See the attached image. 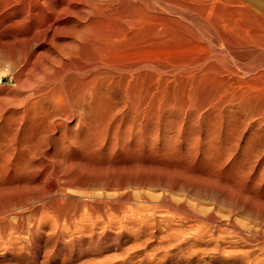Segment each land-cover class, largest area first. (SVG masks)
<instances>
[{"label": "bare ground", "instance_id": "6f19581e", "mask_svg": "<svg viewBox=\"0 0 264 264\" xmlns=\"http://www.w3.org/2000/svg\"><path fill=\"white\" fill-rule=\"evenodd\" d=\"M217 5H219V4H216L215 0H0V67L2 66V68L0 69V197L7 190H9L10 186L12 184H14L15 181L18 182L20 177H22L24 175H28L30 173H33V172L37 171L39 168H41V171H42V178H40V180H42L41 186L44 185L43 184L44 178L49 172V170H48L49 168H47L45 166L46 165L45 160L60 158L61 159L60 162L64 163L65 160H67L68 158H70V159L72 158L71 162H73V158L89 161L91 159L94 160V158H98L100 156H106L109 147L112 146L118 139V137L115 133V128H114L115 127L114 123L116 122L115 117H116L117 113H120L122 111L124 113L125 110H131V111L139 110L140 111V110L148 109V111L149 110L155 111L158 107L165 104L166 97L170 91L175 92V90L181 89V87L184 85L183 83L185 80H187V81L189 80L188 82H193L197 78H199V79L202 78L201 76L204 74V70L198 68L197 66H199V65H197L196 67H193V65L195 66L196 64L199 63L198 62L199 59L197 58L198 52H200V49H204V47H205V41H202L203 35H201V34L203 33L205 35L204 32H209V30L212 28L218 29V27H216V26L218 25L217 23L220 22L221 19L227 26L229 25V28H230V26L232 27L234 25H236L238 27L241 24V22H243L242 24H246V23H244V21L247 23H250V24H251L250 21H252V24L255 21L257 24H259V26L264 28V6H262V7L257 6V8L255 6V8L252 9L246 5L239 4L237 7H235V9H229V7L227 9L226 8L223 9L222 6L219 9V8H217ZM224 7H227V6H224ZM234 17H236V18H234ZM239 19H242V20H239ZM238 21L240 22L239 25H238V23H239ZM247 26H249V25L247 24ZM237 27H235V28L238 29ZM259 29H261V28L259 27ZM240 30H241V28L237 31H240ZM254 31H256V30H254ZM257 32H255L254 34L252 32V34H253V35H251L252 37L249 36L247 39L252 40V38H254V39H256L255 41L259 40L260 43L262 45H264V41L261 42V39H264V35H261L260 33H262V32L259 30ZM247 34L248 33H246L244 35L241 34L243 41H244V39H246ZM209 35H210V33H209ZM238 37H240V36H238ZM223 38L227 39L225 36ZM208 39L210 41L212 40L211 38H208ZM252 41H254V40H252ZM260 47H262V46H260ZM207 49H208V47H207ZM204 50H201V51L203 52ZM259 52H261V51H259ZM209 55H211V54H209ZM262 56H264V55H262ZM211 60H213V57ZM224 61L226 62V60H224ZM259 62L257 61V64H259ZM211 63H212V61L209 64H211ZM227 64H229L228 61H227ZM249 65L247 64V66H249ZM190 66H192L191 69L189 68ZM241 66H243V65H241ZM251 66H249V67H251ZM260 66H262V64ZM208 67H209L208 70H210V71L211 70H213L214 72H216V70L220 71V69H217L219 67H218V65L216 66L215 63L214 64L212 63ZM252 67L249 68V70L252 69ZM244 68L245 67H242V69H244ZM247 68L248 67H246L245 69H247ZM258 68L259 69L255 70V73H252V75L249 78H247V77L246 78H234V76H233V78L236 80L232 79V81L234 80L235 82L232 83V81L229 78H227L228 80L226 82H228V83L230 82L231 85L236 83L235 87L239 86L238 87L239 90L237 92L239 93V95H244V94H246V91L248 89H253V88H256L257 85L264 84V69H261L260 67H258ZM204 69H205V67H204ZM202 70H203V72H202ZM208 70L207 71L205 70V73L206 72L208 73ZM249 70H248V72L253 71V70H250V71ZM237 72H238V70H237ZM243 72H245V71H243ZM218 73H220V72H218ZM246 73H247V70H246ZM221 74H222V72H221ZM208 75H209V73H208ZM208 75H207V77H208ZM214 75L216 76V74H214ZM221 76H223V75H221ZM5 77L8 78V83L3 84L2 82H3V79ZM203 77L207 78L205 75ZM227 77H228V75H227ZM225 79H226V77H225ZM219 80L220 79L218 78V81ZM221 80H222V77H221ZM223 80H224V78H223ZM223 80H222V82H223ZM203 81H205V80H202V82ZM188 82H186V83H188ZM215 83H217V82H215ZM228 83H227V85H228ZM205 84H207V83H205ZM223 84H226V83H223ZM223 84H221V85H223ZM190 85H191V83H190ZM214 85H216V84H213V86ZM195 86L196 85H194L192 87H195ZM225 87H227V86L225 85ZM231 87L230 88L228 87V89L234 88V87H232V88ZM183 88L184 87H182V89ZM205 88L206 87H204V89ZM210 88H212V86ZM185 90H186V88H185ZM187 90H188V88H187ZM197 90L195 89V91H197ZM212 90L214 91L215 88ZM219 90H221V89H219ZM213 91H212V94H213ZM233 91H232V95H233ZM262 91H264V89H262ZM179 92H181V90ZM183 92H185V91H183ZM188 92H190V91H188ZM198 92H200V91H198ZM201 92H202V88H201ZM250 93H252V92H250ZM187 94H189V93H187ZM194 94H195V92H194ZM228 94H230V93H228ZM191 95L192 94H190V96ZM197 95H200V94H197ZM215 95H216V93H215ZM181 96H183V95H181ZM168 97H170V96L168 95ZM226 97H227V95H226ZM196 98H197V96L195 94V99ZM211 98H213V96H211ZM182 99L184 100V98H182ZM192 99H194V98H192ZM229 99H228V101H229ZM170 100L172 101L171 98H170ZM189 100L191 101V98ZM218 100L220 101L221 99H218ZM197 101L200 102V99ZM172 102L174 103V101H172ZM176 102H178V101H176ZM176 102H175V104H176ZM194 103L197 104L196 102H194ZM203 103H205V102H203ZM216 103H217V101H216ZM217 104H219V102ZM187 105H186V107H187ZM192 106H194V104H192ZM171 107H173V106H171ZM245 107H247V106H245ZM180 108H181V106H180ZM204 108H205V106L203 107V109ZM232 108H234V107H232ZM262 108H264V107H262ZM187 109H189V107ZM198 109H200V105H199ZM193 110L194 109H192V111ZM207 110L205 112H207ZM257 110H259V109H257ZM159 111H160V109H159ZM215 112H217V111H215ZM146 113H148L147 110H146ZM158 113H160V112H158ZM218 113H219V111H218ZM259 113L260 112H258V114ZM143 114H144V112H143ZM194 114H196V113H194ZM235 114H237V113L235 112ZM118 116H120V114ZM123 116H122V119H123V123H124L125 119L123 118ZM135 116L136 115H134L133 117L135 118ZM219 116H221V115H219ZM130 117L128 119H130ZM232 117H233V115H232ZM262 117H264V116H262ZM144 118L145 117H143V119ZM164 118H165V116H164ZM169 118H170V116H169ZM170 120H172V119H170ZM175 120H177V119H175ZM143 121H145V120H143ZM159 121H161V120H159ZM127 122H128V120H127ZM146 122L149 123V121H146ZM178 123L180 124V120L178 121ZM261 123H260V125H261ZM158 124H160V123H158ZM238 124L240 125V123H238ZM109 125L114 126L113 129L110 128L111 132H107V130H106ZM143 125H145V124H143ZM152 126H154V123L152 124ZM154 128H155V126H154ZM160 128L162 129L163 127H160ZM131 129H132V127H131ZM116 130H117V128H116ZM128 130H130V129H128ZM148 130H149V128H148ZM108 131H109V129H108ZM154 131H155V129H154ZM73 132H74V134H73ZM123 132H125V131H123ZM175 132H176V130H175ZM169 133H171V132H169ZM179 134H176V135L178 136ZM157 135H158V133H157ZM170 135H168V137ZM210 135L212 137V134H210ZM137 136H138V134H137ZM149 137H152V136H149ZM181 137H183V136H181ZM132 138H133V136H132ZM165 139H166V137H165ZM186 139H187V137H186ZM262 139H264V138H262ZM146 140H148V139H146ZM128 144L129 143H127L126 145H128ZM190 144H191V142H190ZM132 145H130V146H132ZM133 148H134V146H133ZM156 148H157V146H156ZM174 148H175V146H174ZM185 148H188V147H185ZM259 148H261V146ZM149 149H151V148H149ZM153 149H155V148H153ZM167 150H169V149H167ZM130 151H131V149H130ZM130 151H129V153H131ZM156 151H157V149H156ZM175 151H176V149H175ZM257 151H259V150H257ZM127 152H128V150H127ZM137 152H135V153H137ZM182 153H183V151H182ZM262 153H264V152H262ZM120 154H121V151H120ZM157 154H159V153H157ZM163 154H165V153H163ZM251 154H255V150H254V153H251ZM117 155H119V154H117ZM150 155H152V154H150ZM114 156L115 155H113V157ZM139 156H140V154H139ZM166 156L167 155H165V157ZM161 157H160V159H162ZM135 158H136V156H135ZM62 160H64V161L62 162ZM101 160L103 161V159H101ZM123 160H125V159L123 158ZM132 160H134V159H132ZM132 160L130 162H134ZM147 160H149V159L147 158L146 161ZM156 161H157V158H156ZM121 162L123 163V161H121ZM142 162H144V161H142ZM149 162H152V161H149ZM81 163H83V162H81ZM103 163H102V165H103ZM96 164H100V163L95 162L94 165H96ZM104 164H106V163H104ZM113 164L116 165L115 161L113 162ZM134 164H136V163H134ZM134 164L131 163L130 165L133 166ZM149 164H148V167H149ZM156 164H158V163H156ZM62 165H65V163ZM66 165H67V163H66ZM106 165H108V164H106ZM111 165L112 164H110V166ZM124 165H126V164L124 163ZM161 165L162 164H160L159 166H161ZM119 166H120V164H119ZM119 166H117V167H119ZM132 166L131 167L129 166V167L132 169ZM89 167H91V166H89ZM102 168H103V166H102ZM112 168H115V167H109L108 169H112ZM143 168H145V167H143ZM127 169H128V167H127ZM162 169L165 171L164 167ZM166 170H168V169L166 168ZM72 171H74V170H72ZM65 172H66V169H64V167L62 168V166L59 167V165H58L57 174H63L62 179L64 176L66 178L68 176V174H65ZM170 172L171 171H169V173ZM111 173L112 172L110 171V174L105 172V173L90 175L87 178L86 183L87 182L90 184L92 183V185L87 184V186H89V188H90V186H93V184L96 185V183H101V184H105L108 188L109 187L112 188L111 186L115 185L116 181H118V178H115L117 176V174L114 175ZM179 173H180V171H179ZM43 174H45L44 177H43ZM133 174L135 175L136 173L134 172ZM176 174H178V173L176 172ZM146 175H144L145 178H148V177H146ZM76 176H77V173H76ZM138 176L140 177V175H138ZM154 176H156V174ZM179 176L182 177L180 174H179ZM186 176L188 177L187 174L185 175V177ZM152 177L153 176H151V178ZM157 177H159V176H157ZM160 178L161 177H159V179ZM169 178H171V177H169ZM121 179L123 181L124 178H121ZM132 179L133 178H131V182H133V180H134V183H135V180L137 181V179H133V180ZM155 179H157V178H155ZM166 179H168V178H163V180H166ZM65 180H63V181H65ZM82 180H83V178H82ZM124 180L126 181V179H124ZM153 180H154V177H153L152 181ZM33 181L25 179L21 182V184H20V182L18 184H20L23 187H28V189H29V186H30V188L33 186ZM36 181H37L36 183H39L38 179ZM147 181L149 182V180H147ZM161 181H160V184L163 183V182L161 183ZM166 181H168V180H166ZM166 181H164V185H166L168 183V182L165 183ZM74 182H78V181H73V183ZM129 182H130V180H129ZM181 182H182V179H181V181L178 180V184H180ZM70 183H72V181ZM136 183H138V182H136ZM136 183L134 184L135 186L130 185V184L129 185L133 186V187H137V189H139L138 187H140L141 185L139 186V183H138V186H136ZM197 183H198V181H197ZM18 184H15V185H18ZM80 184H82V183H80ZM83 184H84V182H83ZM121 184L123 185L124 183H121ZM140 184H142V183H140ZM150 184H149V186H150ZM172 184L173 183L170 184L171 189H172V186H174ZM211 184H214V183H211ZM215 184H216V182H215ZM70 185H72V184H70ZM84 185H82V186H84ZM116 185H117V183H116ZM176 185L177 184H175V186ZM180 185H177V186L179 187ZM208 186H210V185H208ZM11 187H15V186L13 185ZM61 187L63 188V186H61ZM68 187H66V189H68ZM85 187H86V185H85ZM85 187H83V188L85 189ZM93 187H95V186H93ZM97 187H95V188H97ZM99 187H102V186L100 185ZM144 187H145V185H144ZM146 187H148V185H146ZM165 187H164V189L166 190L167 188H165ZM114 188L107 189L106 191L113 190ZM121 188H122V186H121ZM121 188H119V189H121ZM128 188H130V187H128ZM149 188H151V187H149ZM186 188H189V187H186ZM190 188H193V187H190ZM194 188H193V190H194ZM226 188H228V187L226 186L225 189ZM20 189L22 190V188H20ZM57 189H59V188H57ZM71 189H72V187H71ZM80 189H82V188H80ZM220 189H222V188H220ZM259 189H262V188H259ZM94 190L95 189L93 188L92 191H94ZM125 190H127V189H125ZM149 190H148V192H150ZM191 190L192 189H190V191ZM50 191L51 190L49 189L46 192H50ZM54 191H52V192H54ZM73 191H75V190H73ZM88 191H91V190L89 189ZM142 191L146 192L145 189ZM194 191L196 192V190H194ZM211 191H213V190H211ZM215 191H216V193L219 192L218 190H215ZM91 192H90V194H91ZM131 192H133V191H131ZM200 192H202V191H200ZM236 192L238 194V191H236ZM236 192H234V193H236ZM254 192H256V191H254ZM83 193H84V191H83ZM86 193L87 192H85V195H86ZM92 193H95V192H92ZM106 193H105V195H106ZM108 193H110V192H108ZM123 193H124V191H123ZM128 193H130V192H128ZM128 193L126 192L127 196L129 195ZM198 193H199V191H198ZM209 193L212 194L211 192H209ZM209 193H207V194H209ZM243 193L246 195V193L244 191H243ZM61 194L63 195V193H61ZM68 194H71V193H68ZM114 194H116V192H114ZM194 194H197V193H194ZM221 194H222V191H221ZM259 194H261V193H259ZM99 195H101V194L99 193ZM110 195H111V193H110ZM141 195H143V194H141ZM141 195H140V197H141ZM239 195H240V193H239ZM253 195H255V194H253ZM17 196L19 197V195H17ZM30 196H31V194H30ZM66 196L67 195L61 196V197L63 198ZM119 196H120V194H119ZM130 196L131 195H129V197ZM219 196H223V195H219ZM224 196H226V195H224ZM227 196H229V195H227ZM72 197H73V195H72ZM72 197H70V198H72ZM106 197L108 198L107 195H106ZM110 197L111 196H109V198ZM134 197L136 198V194H135V196H133L131 198H134ZM138 197L136 199H139ZM142 197H141V199L143 201ZM258 197H259V195H258ZM10 198H14V197H10ZM10 198L8 197L6 199H10ZM45 198H47V197H45ZM55 198H57V197H55ZM91 198H92V195L90 197V201H91ZM144 198H145V201H147L148 197L146 198V196H145ZM229 198H230V196H229ZM96 199H98V198H96ZM101 199H102V201L99 199L98 200L101 201V203L104 202L105 205H107L106 204L107 202H110V203L112 202V201H107L106 198L104 199V196ZM114 199H117V198H114ZM118 199H119V197H118ZM122 199L124 200V198H122ZM10 200L8 201L9 202L8 204H12V203H10ZM24 200L25 199H23V201ZM29 200H31V199H29ZM29 200H28V203H29ZM15 201H19V200L17 199ZM41 201H43V200H41ZM45 201H46V204H48L47 200H45ZM70 201H72V200L70 199ZM84 201H86V200H84ZM105 201H107V202H105ZM115 201H117V200H115ZM120 201H122V200H120ZM164 201L162 203H164ZM37 202H35V203H37ZM58 202H60V201H58ZM91 202H93V201H91ZM125 202H127V201H125ZM261 202H262L261 207L252 206V205H247V207L250 210H253L255 212H260L262 219H264V194L261 195ZM19 203L24 205L23 202H19ZM50 203L52 204V202H50ZM93 203L95 204V202H93ZM117 203L118 202H116L115 204H117ZM137 203H139V201ZM167 203H168V201H167ZM43 204H45V203H43ZM74 204L76 205V203H74ZM83 204L84 203H82V205ZM126 204H128V203H126ZM30 205H32V203ZM53 205H50V206H53ZM71 205H72V203H71ZM89 205H90V203H89ZM119 205H120V202H119ZM145 205H146V203H145ZM43 206H45V205H43ZM9 207H11V205ZM9 207L7 208L8 210H9ZM14 207H15V209H17L16 208L17 206H15V205L11 208H14ZM27 207H29V206H27ZM31 207H30V209H31ZM60 207H62V205ZM65 207H67V206H65ZM76 207H74V209ZM232 207H233V204H232ZM241 207H239V208L241 209ZM0 208H1V206H0ZM20 208H19V211H20ZM45 208H47V207H45ZM54 208L55 207L53 206V209ZM90 208H92V207H90ZM94 208H96V207L94 206ZM128 208H130V207H128ZM210 208H212V207L210 206ZM37 209H40V208L37 207ZM43 209H44V207H43ZM47 209H49V208H47ZM77 209H79V206L77 207ZM100 209H101V207H100ZM100 209H98V210L100 211ZM115 209L116 208H113V210H115ZM119 209H121V208H119ZM181 209H182V207H181ZM186 209H187V206H186ZM229 209L230 208H228V211H229ZM32 210H33V208H32ZM34 210H33V212H34ZM59 210H61V209H59ZM72 210L73 209H71V211ZM80 210H77V212ZM83 210H86V209H83ZM87 210H88V208H87ZM94 210L97 211V209H94ZM113 210H111V211H113ZM148 210H150V209H148ZM194 210H196V209H194ZM203 210H205V212H207L208 208H207V210L206 209H203ZM211 210H213V209H211ZM1 211H2L1 212V214H2L3 211H5V208H4V210L2 209ZM11 211H14V209ZM28 211H30V210H28ZM28 211H26V213ZM36 211L37 210H35V212ZM105 211L107 212V210H105ZM111 211H109V212H111ZM121 211H122V209H121ZM187 211H188V209H187ZM193 211H191V212H193ZM197 211L200 212L199 210H197ZM201 211H202V209H201ZM246 211L244 213H246ZM42 212H40V214ZM89 212L87 211V213H89ZM109 212H108L107 217L110 216ZM114 212L115 211H113V213ZM117 212H119V210ZM122 212H124V210ZM198 212H196L195 214L196 215L199 214ZM235 212H236V209H235ZM50 213H52V211H50ZM55 213H56V211H55ZM87 213H85V214L89 215ZM95 213L92 216H90L91 215V213H90L89 217L95 216L94 218H98V217H96V214H98V213H96V214ZM129 213H127V214H129ZM227 213L230 214V212H227ZM236 213H238V212H236ZM24 214H25V212H24ZM28 214L29 213H27V215ZM63 214H64V212H63ZM79 214H80V212H78V214H76V215H79ZM83 214H84V212H83ZM133 214H134V211L132 213V216H133ZM201 214H204V213H201ZM60 215L61 214H59V216ZM81 215H82V213H81ZM81 215H79V217ZM99 215H100V213H99ZM136 215H137V213H136ZM225 215H226V213L224 214L223 217H225ZM258 215L259 214H257V216ZM0 216H1L0 218L2 220V218H4V217H2L3 214ZM35 216H36V213H35L34 217ZM37 216H39V215H37ZM132 216L130 215L129 217H132ZM226 216H230V215H226ZM54 217H52V218H54ZM76 217L78 218V216H76ZM119 217H117V218H119ZM134 217L135 216H133V218ZM191 217H193V216L191 215ZM203 217H202V219L204 220ZM206 217L208 218V220L209 219L213 220V214H211L210 212H208ZM253 217H255V214ZM47 218H49V217H47ZM111 218H114V217L112 216ZM226 218L224 221L227 220ZM258 218H260V217H258ZM33 219H32L31 229L35 230V225H34L35 221H33ZM122 219L124 221H126L124 218H122ZM216 219H219V218L217 217ZM232 219H234V217H232ZM10 220H11V218H10ZM79 220H81V219L79 218ZM109 220H111V219L109 218ZM130 220H132V219H130ZM219 220H222V219L220 218ZM50 221L51 220H49V224H50ZM52 221L54 222L55 220H52ZM120 221H122V220L120 219ZM128 221H129V219H128ZM216 221H218V220H216ZM55 222H54V225L56 226V224L58 222L56 224H55ZM87 222H88V219H87ZM114 222H118V221H114ZM204 222H206V221H204ZM213 222L215 223V221H213ZM223 222H221V223H223ZM233 222H236V221H233ZM262 222H264V220H262ZM0 223H1V221H0ZM35 223H37V222H35ZM74 223H75L74 225H72V223H71V225L76 226L77 225L76 221H74ZM1 224H3V223H1ZM63 224H64V222H63ZM84 224H85V222H84ZM90 224L86 223V225H90ZM101 224L103 225V223H101ZM109 224H111V223H109ZM230 224H229V226H230ZM235 224H233V228L236 227ZM4 225H6V224H4ZM8 225H11V224H8ZM65 225H66V223H65ZM67 225L69 226L70 224L68 223ZM121 225L119 226V228L121 227ZM25 226H26V224H25ZM36 226H38V225H36ZM78 226L79 225H77V227ZM214 226H211V227L214 228ZM217 226H220V225H217ZM237 226H238L237 229H239L240 228L239 224ZM223 227L221 228L222 230H224ZM23 228H25V227H22V230H23ZM51 228H53V227H51ZM60 228L61 227H59V228L57 227L58 230ZM63 228L65 229L66 226L65 227L63 226ZM70 228H68L69 232H70ZM19 229H21V228H19ZM66 229H65V231L68 230V229L67 230ZM85 229H89V227H87ZM92 229H93V227H92ZM120 229H123V228H120ZM218 229H219V227H218ZM221 229H219V230H221ZM225 229L228 230V227ZM237 229H235V230H237ZM10 230L11 229H9V231ZM49 230H51V229H49ZM90 230H91V228H90ZM101 230H104V229H101ZM177 230H179V228ZM78 231L81 232L84 230L82 229V230H78ZM240 231L244 232L243 228L240 229ZM249 231H251V230H249ZM262 231H264V230H262ZM262 231H260V232L262 233ZM52 232H54V231H52ZM257 232H258V230H257ZM257 232H255V233H257ZM13 233L11 232V234H13ZM8 234H10V232ZM16 234L14 236H16ZM19 234H17V236ZM58 234H60V233L58 232ZM252 234L253 233H251V235ZM20 235H19V237H20ZM55 235L57 236V234H55ZM248 235H250V233ZM28 236H30V235L28 234ZM46 236H47V233H46ZM113 236H114V234H113ZM126 236H128V235H126ZM254 236H255V234H254ZM55 237H53V239ZM75 237H77V236H75ZM58 238H59V236H58ZM247 238H250V237H247ZM262 238H264V237H262ZM6 239H7V235H6ZM19 239H21V238H19ZM123 239H125V238H123ZM1 240H3V238ZM14 240H12V241H14ZM6 242L8 243V241L4 242L5 245H6ZM51 242H49V243H51ZM66 242H68V241H66ZM9 244H10V242H9ZM114 244H115V242H114ZM6 246H8V245H6ZM18 246H20V245H18ZM70 246H72V245H70ZM118 246L119 245H117L116 247H118ZM20 247H18V248H20ZM53 248H54V246H53ZM58 249H59V247H58ZM14 250H16V249H14ZM22 251H23V249H22ZM115 252L113 255L110 254V257H109V254H105L109 257L108 259L104 258L105 259L104 260L102 257L104 264H129L130 261H132V260H135V264H261L262 263V262H260L261 258H259V257L264 256V253H162V254L149 253V254L143 255V256L142 255H136V256H131V257L127 258L126 257L127 254L125 256H123L125 254L124 253V254L119 256V254H117ZM118 253H119V251H118ZM17 255H18V253H17ZM79 255H78V257H79ZM10 256H12V255H10ZM27 256H29V255H27ZM32 257H33V255H32ZM40 257H41V255H40ZM94 257H96V256H94ZM29 258H31V257H29ZM81 258H82V256H81ZM13 259H14V257H13ZM25 259H27V258H25ZM32 259H34V258H32ZM64 259H66V258H64ZM86 259H84V260L86 261ZM89 260H90V258H89ZM93 260H97V259L94 258ZM99 260H101V259H99ZM99 260L96 261V264L100 263ZM262 260H264V259H262ZM3 261H4V259H3ZM8 261H9V259H8ZM43 261H44V259H43ZM32 262H29V263L27 262V263L32 264ZM41 262H42V260H41ZM89 262H93V261L91 260ZM97 262H99V263H97ZM33 263H35V262H33ZM45 263H46V261H45ZM93 263H95V262H93ZM6 264H8V262ZM77 264H79V263H77ZM80 264H81V262H80ZM87 264H90V263H87ZM100 264H102V263H100Z\"/></svg>", "mask_w": 264, "mask_h": 264}, {"label": "rangeland", "instance_id": "374dc122", "mask_svg": "<svg viewBox=\"0 0 264 264\" xmlns=\"http://www.w3.org/2000/svg\"><path fill=\"white\" fill-rule=\"evenodd\" d=\"M215 1H216V4H219V5L221 4L220 6L217 5V8H219V9L221 6L223 7V9L224 8L227 9L228 7H229V9H235V7H237L239 4L246 5L252 9H254L255 6H256V8H257V6L258 7L264 6V0H262V1L261 0H215ZM224 6H227V7H224ZM234 18H236V17H234ZM239 20H242V19H239ZM250 22H251V24L247 23L245 21H244V23H246V24H242L243 22H241V24H240V22H239L238 25L239 24L240 25L238 27L236 25H234L232 27L230 26V28H229V25L227 26L221 19L220 22L217 23L218 25L216 26V27H218V29L212 28L209 30V32H204L205 35L202 33L201 34V35H203L202 41H205V47L206 48L204 47V49L206 51L204 49H200V52H198V56H197V58L199 59L198 60L199 63L196 64L195 66L193 65V67H196L197 65H199L197 67L204 70V74L201 76L202 78L201 79L197 78L198 80L195 79L193 82H188L189 80L187 81L184 79L185 80L183 83L184 85L182 86L184 88L182 89V87H181V89H180L182 93L179 92L180 90H175V92L170 91L172 94L170 92L168 93V95L170 97H168V95H167V97H166L167 102L165 101V104L158 107L155 111L154 110L148 111V109L140 110V111L139 110H137V111L136 110H134V111L125 110L124 113H123V111L120 113H117L116 117H115L116 122L114 123L115 127L113 125H109L108 126L109 128L107 127L106 130H107V132H111L110 128L113 129V127H114L115 133H116L118 139L112 146L109 147L106 156H100L98 158H94V160L91 159L89 161L73 158L74 163L71 162L72 158L71 159L68 158L64 162L65 165H62L64 163L60 162L61 161L60 158L45 160V163H46L45 166L47 168H49L48 169L49 172L45 176L44 182H43L44 185H42V186H41L42 180H40V178H42L41 168H39L37 171H35L33 173L22 176L23 178L20 177L19 178V180L21 179L20 181L17 179L18 182L15 181V183L11 185V186L14 185L15 187L10 186L9 190H7L0 197V206H1L0 215L3 214L2 217H4V218H2V220L0 218L1 223H3V224L0 223V237L2 236L0 238V260H1L0 264H6L7 262H8V264H12V263L13 264H20V263L21 264H28L29 262H32V261L35 262L36 264L37 263L38 264H77V263L80 264V262H81V264H85V263L86 264L87 263L96 264V261H98L99 259H101V260H99L100 263L104 264L103 259L104 258L108 259L110 257V254L113 255L115 251H116L115 253L119 254V256L124 254V253L125 254L123 256H125L127 254L128 255V256L126 255L127 258L131 257V256H136V255H142L143 256V255H147L149 253H157V254H162V253H264V238H262V237H264V231H262V230H264V222H262V220H264V219H262L260 212H255L253 210H250L247 207V205L261 207V204H262L261 195L264 194V153H262V152H264V139H262V138H264V117H262V116H264V108H262V107H264V91H262V89H264V84L257 85L256 88H253V89H248L246 91V94H244V95H239V93L237 92L239 90L238 89L239 86L237 85L238 87H235L236 83L231 85L230 82L229 83L226 82L228 80L227 78H229L231 81L234 78H246V77L249 78L252 75V73H255V70L259 69L258 67H260L261 69H264V56H262V55H264V45H262L259 40H258L259 42L255 41L256 39H254V38H252V40H254L255 42L247 39L249 36L252 37L251 35H253L258 30L262 32V33H260L261 35H264V28L259 26V24H257L255 21L253 22V24H252V21H250ZM247 24L249 26H247ZM235 27H237L238 29H236ZM259 27L261 29H259ZM240 28H241V30L237 31ZM254 30H256V31H254ZM252 32H253V34H252ZM209 33H210V35H209ZM246 33H248V34L246 35V39H244V41H243L241 34L244 35ZM224 36L227 39L223 38ZM238 36H240V37H238ZM208 38H211L213 41L212 40L210 41ZM262 41H264V39H261V42ZM260 46H262V47H260ZM207 47H208V49H207ZM201 50H204V51L202 52ZM259 51H261V52H259ZM209 54H211V55H209ZM212 57H213V60H211ZM224 60H226V62ZM211 61L213 64L215 63L216 66L218 65L219 68H217V69H220V71L216 70V72H214L213 70H211L212 71L211 72L210 70H208L209 69L208 66L212 64V63L209 64ZM227 61L229 64H227ZM257 61L258 62L260 61L259 64H257ZM247 64L248 65L250 64L249 66H251V65L253 66V67L251 66L252 69H250L253 71L248 72L249 68H251V67L247 66ZM261 64H262V66H260ZM241 65H243V66H241ZM204 67H205V69H204ZM242 67H245V68L248 67V68L242 69ZM1 68H2V66L0 67V69ZM189 68L191 69L192 66H190ZM203 70H202V72H203ZM205 70L206 71L208 70L209 75L207 72H206L207 74L205 73ZM237 70H238V72H237ZM246 70H247V73H246ZM243 71H245V72H243ZM218 72H220V73H218ZM221 72H222V74H221ZM213 73L216 74V76ZM204 75L206 77L208 75V77L205 78V77H203ZM221 75H223V76H221ZM227 75H228V77H227ZM224 76L226 77V79ZM233 76H234V78H233ZM217 77L220 79L219 81H218ZM221 77H222V80L224 78L223 82L221 80ZM202 80H205V81L202 82ZM234 80H236V79H234ZM234 80L232 81V83L235 82ZM186 82H188L189 84ZM215 82H217V83H215ZM2 83L3 84L8 83V78L5 77L3 79ZM190 83H191V85H190ZM205 83H207V84H205ZM223 83H226V84H223ZM227 83H228V85H227ZM213 84H216V85L213 86ZM221 84H223V85H221ZM194 85H196V86L192 87ZM225 85L227 87H225ZM211 86H212V88H210ZM231 86L234 88L228 89V87L230 88ZM204 87H206V88L204 89ZM185 88H186V90L188 88V90L186 91ZM201 88H202V92H201ZM214 88H215V90L213 91L212 89H214ZM195 89L196 90L198 89V90L195 91ZM219 89H221V90H219ZM223 89L224 90L226 89L225 91L227 93ZM183 91H185V92H183ZM188 91H190L191 93ZM198 91H200V92H198ZM212 91H213V94H212ZM232 91H233L234 96L232 95ZM186 92L189 94H187ZM194 92L197 96L196 99H195ZM250 92H252V93H250ZM215 93H216V95H215ZM228 93H230V94H228ZM190 94H192V95L190 96ZM197 94H200V95H197ZM181 95H183V96H181ZM226 95H227V97H226ZM211 96H213V98H211ZM170 98L172 99V101H174V103L170 100ZM182 98H184V100ZM190 98H191V101L193 100L192 102L189 100ZM192 98H194V99H192ZM199 99H200V102L197 101ZM218 99H221V100L219 101ZM228 99H229V101H228ZM175 100L178 102H176ZM216 101H217V103L219 102V104H217ZM175 102H176V104H175ZM194 102H196L197 104H195ZM203 102H205V103H203ZM192 104H194V106H192ZM186 105H187V107H186ZM199 105H200V109L202 108L201 110L198 109ZM171 106H173V107H171ZM180 106H181V108H180ZM204 106L206 109L205 108L203 109ZM245 106H247V107H245ZM188 107H189V109H187ZM232 107H234V108H232ZM159 109H160V111H159ZM192 109H194V110L192 111ZM257 109H259V110H257ZM146 110L148 113H146ZM206 110H207V112H205ZM215 111H217V112H215ZM218 111H219V113H218ZM257 111L260 113L258 114ZM143 112H144V114H143ZM158 112H160V113H158ZM235 112L237 114H235ZM194 113H196V114H194ZM119 114H120V116H118ZM134 115H136L135 118L133 117ZM168 115L170 116V118ZM219 115H221V116H219ZM232 115H233V117H232ZM122 116L125 119L124 123H123ZM142 116L145 118L143 119ZM164 116H165V118H164ZM129 117H130V119H128ZM126 119L128 120V122ZM142 119L145 121H143ZM170 119H172V120H170ZM175 119H177L178 121L180 120V124ZM159 120H161V121H159ZM146 121H149V123ZM142 123L145 125H143ZM153 123H154L155 128H154V126H152ZM158 123H160V124H158ZM238 123H240V125ZM260 123L262 126L260 125ZM130 126L132 127V129ZM160 127H163V128L161 129ZM116 128H117V130H116ZM148 128H149V130H148ZM153 128L155 129V131ZM108 129H109V131H108ZM128 129H130V130H128ZM175 130H176V132H175ZM123 131H125V132H123ZM168 131L171 133H169ZM157 133H158V135H157ZM73 134H74V132H73ZM137 134H138V136H137ZM146 134L147 135L149 134V135L147 136ZM167 134L168 135L173 134V135L172 136L170 135L168 137ZM176 134H179V135L177 136ZM210 134H212V137ZM132 136H133V138H132ZM149 136H152V137H149ZM181 136H183L185 139ZM165 137H166V139H165ZM186 137H187V139H186ZM146 139H148V140H146ZM126 142L129 144L126 145L127 144ZM190 142H191V144H190ZM130 145H132V146H130ZM259 145L261 146V148H259L260 147ZM133 146H134V148H133ZM156 146H157V148H156ZM174 146H175V148H174ZM185 147H188V148H185ZM149 148H151V149H149ZM153 148H155V149H153ZM130 149H131V151H130ZM156 149H157V151H156ZM167 149H169L170 151ZM175 149H176V151H175ZM256 149L259 150L260 152L257 151ZM127 150H128V152H127ZM254 150H255V154H251V153H254ZM120 151H121V154H120ZM129 151L131 153H129ZM182 151H183V153H182ZM135 152H137L138 154ZM157 153H159V154H157ZM163 153H165V154H163ZM117 154H119V155H117ZM139 154H140V156H139ZM150 154H152V155H150ZM113 155H115L116 157L115 156L113 157ZM165 155H167V156L165 157ZM135 156H136V158H135ZM160 157L162 159H160ZM123 158L125 160H123ZM147 158L149 160L146 161ZM156 158H157V161H156ZM101 159H103V161ZM132 159H134V160H132ZM131 160L134 162H130ZM63 161L64 160H62V162ZM114 161H115L117 166H119V164H120L121 167L120 166L117 167L116 165H114L113 164ZM121 161H123V163ZM142 161H144V162H142ZM149 161H152V162L154 161V162L152 163ZM81 162H83V163H81ZM95 162L100 163V164L94 165ZM103 162L108 164V165L104 164ZM66 163H67V165H66ZM102 163H103V165H102ZM124 163L126 165H124ZM129 163L130 164L136 163V164H134L133 165L134 167H133ZM149 163L151 165L152 164L153 165L151 166ZM156 163H158V164H156ZM110 164H112L113 166L112 165L110 166ZM148 164H149L150 168L148 167ZM160 164H162L163 166L162 165L159 166ZM58 165H59V167L62 166V168L64 167V169H66L65 174H68L67 178L64 176L65 178L63 177V179H62L63 174H57ZM141 165L142 166L144 165L143 167H145V168H143ZM89 166H91V167H89ZM102 166H103V168H102ZM129 166L130 167L132 166V169ZM109 167H115V168L108 169ZM127 167H128V169H127ZM163 167H164L165 171L162 169ZM166 168L168 170H166ZM72 170H74V171H72ZM110 171L112 172L111 174H114V175L117 174V176H118V177L117 176L115 177V178H118V181H116L117 185L115 183V185L111 186L112 188L115 187L113 190L106 191L107 189H112V188H110V187L108 188L105 184H101V183H96V185L93 184V186H95V187H97V186L99 187L100 185L102 186L99 188L97 187L98 189L93 187V186H90V188H89V186H87V184L92 185V183L91 184L88 182L86 183L87 178L90 175L105 173V172L110 174ZM169 171H171L172 173L170 172L171 173L170 174ZM179 171H180V173H179ZM134 172L136 173L135 175L133 174ZM176 172L178 174H176ZM76 173H77V176H76ZM155 174H156V176H154ZM179 174L182 177H180ZM186 174L188 175V177L186 176L187 178L185 177ZM44 175L45 174H43V177H44ZM138 175H140V177ZM144 175H146V177H148V178H145ZM151 176L154 177L153 181H152L153 177L151 178ZM157 176H159L161 178L159 179V177H157ZM169 177H171V178H169ZM82 178H83V180H82ZM121 178L126 179V181L124 179L122 181ZM131 178L137 179V181L135 180V183L138 182L139 186L141 185L140 186L141 188L138 187L139 189H137V187H133V186H135L134 185L135 183H134L133 179H132L133 182H131ZM155 178H157V179H155ZM163 178H168V179H166L168 181L163 180ZM252 178L254 180L255 179L256 180L254 181ZM25 179L30 180V181L34 180L33 186L31 188L29 186V189H28V187H23L20 185L21 182ZM37 179L39 180L38 181L39 183H36ZM174 179L175 180L177 179V180L175 181ZM181 179H182V182L180 183L181 184L180 185V184H178V180L181 181ZM63 180H65L66 182ZM129 180H130V182H129ZM147 180H149V182ZM71 181H72V183H70ZM73 181H78V182L73 183ZM160 181H161V183L162 182L163 183L160 184ZM164 181H166L165 183H167V182L168 183L166 185H164ZM197 181H198V183H197ZM214 181L216 182V184ZM19 182H20V184H18ZM83 182L86 185V187L83 184ZM80 183H82V184H80ZM121 183H124V184L122 185ZM138 183H136V186H138ZM140 183H142L143 185ZM171 183H173L172 185H174V186H172V189H171V185H170ZM211 183H214V184H211ZM15 184H18V185H15ZM70 184H72V185H70ZM129 184L133 185V186H130ZM149 184H150V186H149ZM175 184L180 185V186L179 187L177 185L175 186ZM82 185H84V186H82ZM144 185H145V187H144ZM146 185H148V187H146ZM208 185H210V186H208ZM61 186H63V188ZM121 186H122V188H121ZM224 186L225 187L227 186L228 188L225 189ZM66 187H68V189H66ZM71 187H72V189H71ZM79 187L82 189H80ZM83 187H85V189ZM128 187H130V188H128ZM149 187H151V188H149ZM164 187L167 189L165 190ZM186 187H189V188H186ZM190 187H193V188L195 187L196 189L194 188V190H196V192L193 190V188H190ZM20 188H22V190ZM57 188H59V189H57ZM93 188L96 191L95 190L92 191ZM119 188H121V189H119ZM124 188L127 190H125ZM143 188L146 190V192L142 191V190H144ZM220 188H222V189H220ZM259 188H262V189H259ZM49 189L51 191L46 192ZM87 189L88 190L90 189L92 192H95L96 194L92 193L91 191H88ZM190 189H192L194 192L192 190L190 191ZM246 189L247 190L249 189V190L247 191ZM73 190H75V191H73ZM122 190L124 191V193ZM148 190L150 192H148ZM211 190H213V191H211ZM215 190H218L219 192L217 191L218 193H216ZM52 191H54L55 193ZM83 191H84V193H83ZM131 191H133V192H131ZM198 191H199V193H198ZM200 191H202V192H200ZM221 191H222V194H221ZM236 191H238V194ZM243 191L246 193V195L243 193ZM254 191H256V192H254ZM85 192H87L86 195H85ZM90 192H91V194H90ZM106 192L107 193L110 192L111 195H110V193H108L109 194L108 195ZM114 192H116L117 195L114 194ZM126 192L127 193L130 192L128 194L131 196L130 197H129V195L127 196ZM209 192H211L212 194H210ZM234 192H236V193H234ZM61 193H63V195ZM68 193H71V194H68ZM99 193L101 195H99ZM105 193L108 196V198L106 197ZM194 193H197V194H194ZM207 193H209V194H207ZM239 193H240V195H239ZM259 193H261V194H259ZM30 194H31V196H30ZM119 194H120V196H119ZM135 194H136V198L139 196L138 197L139 199H136L135 197H134L135 199L131 198V197L135 196ZM141 194H143V195H141ZM253 194H255V195H253ZM17 195H19L20 198ZM65 195H67V196L63 197V198L61 197V196H65ZM72 195H73V197H72ZM91 195L93 198V199L91 198V201L95 202V204L90 201ZM140 195H141V197L143 196L142 197L143 201H142ZM219 195H223V196H219ZM224 195H226V196H224ZM227 195H229L231 199ZM258 195H259V197H258ZM103 196H104V199L106 198L107 201H112V202L110 203V202L105 201V202H107L106 203L107 205H105L104 202L101 203V201H102L101 198H103ZM109 196H111L110 198L111 199L113 198V199L111 200L109 198ZM145 196H146V198L147 197L149 198V199L147 198V201H145V198H144ZM8 197L9 198L14 197V198H10L11 200L6 199ZM45 197H47V198H45ZM55 197H57V198H55ZM70 197H72V198H70ZM118 197H119V199H118ZM28 198L31 200H29ZM96 198H98L101 201H99ZM114 198H117V199H114ZM122 198H124V200L127 202H125ZM17 199L19 201H15ZM23 199H25V200L23 201ZM27 199L29 200V203H28ZM70 199L72 201H70ZM9 200H10V203H12V204H8ZM41 200H43V201H41ZM45 200H47L48 204H46ZM84 200H86V201H84ZM115 200H117V201H115ZM120 200H122V201H120ZM58 201H60V202H58ZM136 201L137 202L139 201V203H137ZM163 201H164V203H162ZM167 201H168V203H167ZM19 202H23L24 205H22ZM30 202L32 203V205H30L31 204ZM35 202H37V203H35ZM50 202H52V204ZM114 202L115 203L118 202V203L115 204ZM119 202H120V205H119ZM43 203H45V204H43ZM71 203H72V205H71ZM74 203H76V205ZM82 203H84V204L82 205ZM89 203H90V205H89ZM126 203H128V204H126ZM145 203H146V205H145ZM232 204H233V207H232ZM10 205H11V207H13L14 205L17 206L16 207L17 209H15V207L14 208L9 207ZM43 205H45V206H43ZM50 205H53L55 208L53 209V206H50ZM61 205H62V207H60ZM185 205L187 206L188 211H187ZM27 206H29V207H27ZM65 206H67V207H65ZM76 206L77 207L79 206V209H77ZM94 206L96 208H94ZM210 206L212 208H210ZM8 207H9V210L7 209ZM30 207H31V209H30ZM37 207L40 208L41 210L37 209ZM43 207H44V209H43ZM45 207L49 208L50 210L45 208ZM74 207H76V208L74 209ZM90 207H92V208H90ZM100 207H101V209H100ZM128 207H130V208H128ZM181 207H182V209H181ZM239 207H241V209ZM4 208H5V211H3V213L1 214V212H2L1 210L2 209L4 210ZM19 208H20V211H19ZM26 208L30 211H28ZM32 208H33V210L34 209L37 210L36 212L34 210V212L36 213L35 217H34L35 213L33 212ZM82 208L86 209V210H83ZM87 208H88V210H87ZM113 208H116V209L113 210ZM119 208H121L122 211L124 210V212H122L121 209H119ZM207 208H208V210H207ZM228 208H230L229 211H228ZM13 209H14V211H11ZM59 209H61V210H59ZM71 209H73V210L71 211ZM94 209H97V211H95ZM98 209H100V211ZM104 209L107 210V212ZM110 209L115 211V212L113 213V211H111ZM117 209L119 210L120 213L117 212L118 211ZM148 209H150V210H148ZM194 209H196V210H194ZM201 209L203 212L201 211ZM203 209H206L207 212H205V210H203ZM211 209H213V210H211ZM235 209H236V212H238V213L235 212ZM77 210H80V211H78V212H80L79 215H81V213H82V215L80 217H79V215H76V214H78ZM197 210H199L200 212H198ZM244 210L245 211L247 210L246 213L247 212L248 213L247 214L244 213L245 212ZM26 211H28L27 212V213H29L28 215H27ZM50 211H52V213H50ZM55 211H56V213H55ZM87 211L88 212L90 211V212L87 213ZM109 211H111V212H109ZM133 211H134L133 216H135L134 218L132 216ZM191 211H193V212H191ZM195 211L198 212L199 214L196 215ZM24 212H25V214H24ZM40 212H42L43 214L45 213L46 215L45 214L43 215L42 213L40 214ZM63 212L65 215L63 214ZM83 212H84V214H83ZM95 212L98 214H96ZM108 212L110 214L109 217H107ZM208 212L213 214V220L212 219L208 220V218L206 217ZM227 212H230V214ZM85 213H87L89 215L91 213L90 216L94 215V213H95L96 217H98V218H94L95 216L89 217V215H86ZM99 213L101 216L99 215ZM127 213H129V214H127ZM136 213H137V215H136ZM201 213H204V214H201ZM225 213H226V215H230V216L225 215V217H223ZM59 214H61V215L63 214V215L59 216ZM254 214H255V217H253ZM257 214H259V215L257 216ZM37 215H39L40 217ZM130 215L132 217H129ZM191 215L193 217H191ZM76 216H78V218ZM112 216L114 218H111ZM116 216L117 217L120 216V217L117 218ZM47 217H49V218H47ZM52 217H54V218H52ZM202 217L204 218V220L202 219ZM217 217L219 219L221 218L222 220L216 219ZM232 217H234V219H232ZM258 217H260V218H258ZM10 218H11V220H10ZM79 218L81 220H79ZM109 218L111 220H109ZM122 218H124L126 221H124ZM225 218L227 219L226 221H224ZM32 219H33V221L37 222V223L34 222L35 230L31 229ZM87 219H88V222H87ZM120 219L122 221H120ZM128 219H129V221H128ZM130 219H132V220H130ZM49 220H51L50 224H49ZM52 220L56 221V222L54 221L55 224L58 222L57 223L58 225L56 224V226L58 228L61 227L59 230L54 225V222ZM216 220H218V221H216ZM74 221H76V224L79 225L78 227H77V225L72 226L75 224ZM114 221H118V222H114ZM204 221H206V222H204ZM213 221H215V223ZM233 221H236V222H233ZM63 222H64V224H63ZM70 222L72 223V225ZM84 222H85V224H84ZM221 222H223V223H221ZM65 223H66V225H65ZM68 223L70 224L69 226L67 225ZM86 223H88V224L91 223V224L86 225ZM101 223H103V225ZM109 223H111V224H109ZM4 224H6V225H4ZM8 224H11V225H8ZM25 224H26V226H25ZM229 224L231 227L229 226ZM233 224H235L236 227L233 228ZM238 224L240 226L239 229H237ZM36 225H38V226H36ZM120 225H121L120 228H123L124 230L119 228ZM217 225H220V226H217ZM21 226L25 227V228H23V230H22ZM50 226L53 228H51ZM63 226L64 227L66 226V228L71 227L70 232H69L68 228H67L68 230L65 228L67 230V231H65ZM86 226L89 227V229H85V228H87ZM211 226H214V228ZM223 226L225 228L228 227V230L225 229ZM7 227L9 229H11L12 231L11 230L9 231V229ZM92 227L94 230L92 229ZM218 227H219V229H221L223 227L224 230H222V229L219 230ZM19 228H21V229H19ZM90 228L92 231L90 230ZM178 228H179V230H177ZM242 228H243L244 232L240 231V229H242ZM49 229H51V230H49ZM77 229L78 230L83 229L84 231H81L82 232L81 233ZM101 229H104V230H101ZM235 229H237V230H235ZM86 230L87 231L89 230L88 231L89 233ZM247 230L248 231L251 230V231L248 232ZM257 230H258V232H257ZM52 231H54V232H52ZM260 231H262V233ZM9 232H10V234H8ZM11 232L12 233L14 232L15 234L20 233L21 235L19 234L20 237H19V235L17 236V234H16V236H14L15 234L14 233L11 234ZM58 232L60 234H58ZM255 232H257V233H255ZM46 233H47V236H46ZM249 233H250V235H248ZM251 233H253V234L251 235ZM28 234L30 236H28ZM55 234H57V236ZM73 234L77 237H75ZM113 234H114V236H113ZM254 234H255V236H254ZM6 235H7V239H6ZM126 235H128V236H126ZM58 236H59V238H58ZM53 237H55V238L53 239ZM247 237H250V238H247ZM2 238H3V240H1ZM19 238H21V239H19ZM72 238L73 239L75 238V239L73 240ZM123 238H125V239H123ZM4 240L8 241V243L6 242V245H8V246L5 245ZM12 240H14V241H12ZM66 241H68V242H66ZM9 242H10V244H9ZM49 242H51V243H49ZM114 242H115V244H114ZM18 245H20L21 247ZM70 245H72V246H70ZM117 245H119L118 246L119 248L116 247ZM53 246H54V248H53ZM18 247H20V248H18ZM58 247H59V249H58ZM21 248L23 249L24 252L22 251ZM14 249H16V250H14ZM118 251H119V253H118ZM17 253H18V255H17ZM105 254H109V257ZM10 255H12L14 257V259ZM27 255H29V256H27ZM32 255H33V257H32ZM40 255H41V257H40ZM78 255H79V257H78ZM81 256H82V258H81ZM94 256H96L97 258ZM29 257H31V258H29ZM102 257H103V259H102ZM2 258L4 259V261ZM16 258L18 260L20 259L19 260L20 262ZM25 258H27V259H25ZM32 258H34V259H32ZM64 258H66V259H64ZM89 258H90V260H89ZM94 258L97 260H93ZM259 258H261V261H260V262H262L261 264H264V260H262V259H264V256H261ZM8 259H9V261H8ZM43 259H44V261H43ZM84 259H86V261L87 260L88 261L86 262ZM41 260H42V262H41ZM91 260L95 263L89 262ZM45 261H46V263H45ZM33 262H32V264H35ZM97 263H99V262H97ZM131 263L135 264V260L130 261L129 264H131Z\"/></svg>", "mask_w": 264, "mask_h": 264}]
</instances>
